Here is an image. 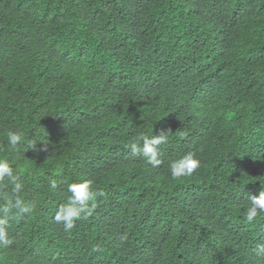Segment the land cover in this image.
<instances>
[{"label":"trees","instance_id":"1","mask_svg":"<svg viewBox=\"0 0 264 264\" xmlns=\"http://www.w3.org/2000/svg\"><path fill=\"white\" fill-rule=\"evenodd\" d=\"M169 128L159 167L127 147ZM188 153L200 167L172 179ZM0 158L34 204L0 264H264V212L246 220L264 190V0H0ZM82 180L95 208L66 232L54 215Z\"/></svg>","mask_w":264,"mask_h":264},{"label":"clouds","instance_id":"2","mask_svg":"<svg viewBox=\"0 0 264 264\" xmlns=\"http://www.w3.org/2000/svg\"><path fill=\"white\" fill-rule=\"evenodd\" d=\"M171 129H160L158 134L146 135L141 132L131 141L127 147L133 155H141L153 168L162 164L159 146L168 140ZM7 144L12 151H16L25 141V134L19 130H9L6 134ZM36 144L29 141L28 148L33 149ZM169 169L172 179L191 176L199 167L200 161L193 153H188L169 162ZM19 171L10 166L6 159L0 158V182L6 181L3 190H0V248H8L13 240L9 238L7 225L10 219H18L26 214H30L34 209V204L27 201L22 195L25 185L20 179ZM50 187H57L56 181L50 182ZM69 195L62 203L55 215L54 222L62 224L66 232L71 231L76 221L86 219L92 214L95 204L89 206L93 197L92 181L82 180L67 184ZM247 198L250 207L246 210V220L253 222L258 213L264 212V190L258 195L249 193ZM258 253H264V245L260 246Z\"/></svg>","mask_w":264,"mask_h":264}]
</instances>
